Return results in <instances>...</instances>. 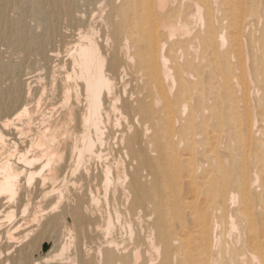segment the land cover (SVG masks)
I'll return each instance as SVG.
<instances>
[{
  "label": "bare ground",
  "instance_id": "bare-ground-1",
  "mask_svg": "<svg viewBox=\"0 0 264 264\" xmlns=\"http://www.w3.org/2000/svg\"><path fill=\"white\" fill-rule=\"evenodd\" d=\"M0 264H264V0H0Z\"/></svg>",
  "mask_w": 264,
  "mask_h": 264
},
{
  "label": "rangeland",
  "instance_id": "rangeland-1",
  "mask_svg": "<svg viewBox=\"0 0 264 264\" xmlns=\"http://www.w3.org/2000/svg\"><path fill=\"white\" fill-rule=\"evenodd\" d=\"M229 237H230V236H229ZM231 238L234 240V235H233L232 237H230V239H231ZM43 248H44V245L42 246V249H43Z\"/></svg>",
  "mask_w": 264,
  "mask_h": 264
}]
</instances>
